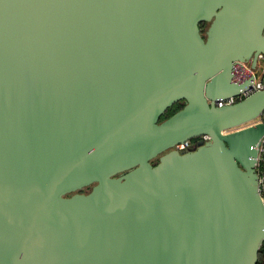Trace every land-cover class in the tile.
I'll use <instances>...</instances> for the list:
<instances>
[{
    "label": "water",
    "instance_id": "1",
    "mask_svg": "<svg viewBox=\"0 0 264 264\" xmlns=\"http://www.w3.org/2000/svg\"><path fill=\"white\" fill-rule=\"evenodd\" d=\"M260 52L264 0H0V264H255Z\"/></svg>",
    "mask_w": 264,
    "mask_h": 264
},
{
    "label": "built area",
    "instance_id": "2",
    "mask_svg": "<svg viewBox=\"0 0 264 264\" xmlns=\"http://www.w3.org/2000/svg\"><path fill=\"white\" fill-rule=\"evenodd\" d=\"M261 60H263L262 64H261ZM256 66H257L256 68L262 69V72L264 73V54L261 52L257 56V65ZM248 67H249V70L253 71L255 74V79L253 82V88L263 87L264 76L262 78H258L256 75V72L254 71V69H256V68L253 69L250 66H248ZM238 97L239 96H232L231 100H235ZM260 118H261V116L259 115V117L257 119H260ZM201 138H207V135H203V136H201ZM193 142H194L193 138H190V139H186L183 142L176 143L175 146L177 148L183 149V148H186L187 146L191 145ZM255 169H256L257 174H258L259 190H260V192L264 198V138L262 139V142L260 144ZM257 264H264V236H263V238L259 244Z\"/></svg>",
    "mask_w": 264,
    "mask_h": 264
},
{
    "label": "flooded vegetation",
    "instance_id": "3",
    "mask_svg": "<svg viewBox=\"0 0 264 264\" xmlns=\"http://www.w3.org/2000/svg\"><path fill=\"white\" fill-rule=\"evenodd\" d=\"M205 25H206V24H202L203 28L205 27ZM245 65H246L247 67L250 66V61L246 62ZM256 65H257V61H256ZM256 65H255L254 68H256ZM254 68H253V69H254ZM180 104H183V100H178V101L174 102V103H173L172 105H170V106L165 110V112L160 116V119H163V118H165L166 116L170 115L173 111H175L176 108L179 107ZM199 138H201V136H198V137L193 138V141H194V142H193L191 145L187 146L186 148H191V147L196 143V141H197ZM155 159H157V158H155ZM153 161H155V160L153 159ZM88 186H89V189H90V188H91V184L88 185ZM89 189H88V190H89ZM88 190H86V191H88ZM79 191H83V188L79 189Z\"/></svg>",
    "mask_w": 264,
    "mask_h": 264
},
{
    "label": "rangeland",
    "instance_id": "4",
    "mask_svg": "<svg viewBox=\"0 0 264 264\" xmlns=\"http://www.w3.org/2000/svg\"><path fill=\"white\" fill-rule=\"evenodd\" d=\"M262 62H263V60H261V64H262ZM254 71L256 72V75H257L258 78H262L264 76V73L262 72V69L256 68V69H254ZM154 160H156V159H154ZM88 189H89V186L83 187V191H86Z\"/></svg>",
    "mask_w": 264,
    "mask_h": 264
},
{
    "label": "trees",
    "instance_id": "5",
    "mask_svg": "<svg viewBox=\"0 0 264 264\" xmlns=\"http://www.w3.org/2000/svg\"><path fill=\"white\" fill-rule=\"evenodd\" d=\"M202 24H205V23H201V26H202ZM202 27H203V26H202ZM182 105H183V104H180L178 108H180ZM178 108H176L175 110H177ZM173 112H174V111H173ZM193 138H195V137H193ZM255 264H257V261H256Z\"/></svg>",
    "mask_w": 264,
    "mask_h": 264
}]
</instances>
